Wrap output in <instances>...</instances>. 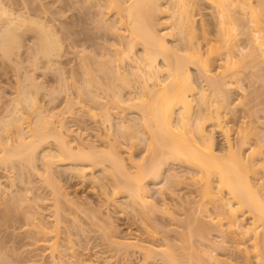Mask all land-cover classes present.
Here are the masks:
<instances>
[{"label":"bare ground","instance_id":"6f19581e","mask_svg":"<svg viewBox=\"0 0 264 264\" xmlns=\"http://www.w3.org/2000/svg\"><path fill=\"white\" fill-rule=\"evenodd\" d=\"M6 1L0 0V61H2L0 63H8L6 66L11 64L10 67L14 66L17 70L16 77L22 85H20L19 97H15L14 103L6 111L7 113L0 116V130L6 133L14 126L17 133L14 143L8 141L10 136L6 139L0 136V162L14 163L15 160L19 159V162L22 161L33 166L35 171L36 161L41 158L44 167L42 172L48 177L47 181L52 180H49L55 172L52 167L54 168V164L59 163L65 165L64 169L70 170L72 174L74 173L83 179L89 177L93 183L101 187L104 194L109 195L106 190V183L101 182L104 177H101L95 171L96 167L101 165L103 173L100 172L110 176L109 178L114 186L113 190L126 193V196L131 198L132 202H138L139 209L142 207L140 209L141 213H147V215L151 211L155 213L154 210L157 208L161 210V206L159 208L158 204H155L158 201L155 200V202L154 199L150 198L151 190L148 187L147 179L154 178L155 184L159 183L156 181L167 179V183L169 179L177 175V172L175 173L169 168V164L171 162L184 163L186 166L192 167L190 170L195 172L192 173V176L198 179L197 189L200 191L202 199L205 200H202L204 208L206 207L204 205L206 200L215 201L217 211L224 216L221 217V220L227 219V225L235 228L238 234L242 238L244 237L241 242L247 243V247L244 245L247 248H244L245 252L252 251L256 258L253 260L255 262L251 264H264V191L261 192L257 188L249 175V170L258 166L260 159L258 160L256 157L250 159L251 155L254 156L255 150L251 151V155L247 154L242 145L244 140L240 139L241 142L237 144V139H244L241 129L238 130L237 142L229 139L227 148L224 151V148L219 147L217 144L214 130L208 129L207 122V120L213 119L214 122H211V126L225 127L222 124L221 113H228L235 101L232 89L228 85L232 82L226 76L233 72L231 70L233 58L240 55L246 56L248 47L252 48L251 51H253V48H264V10H257L253 4L254 0H71L77 8H81V5L95 7L94 12L88 8L90 10L88 14L96 16L93 18H100L102 23L99 22V18L96 21L98 20L97 22L100 24L98 25L103 28V33L97 37H102L103 40L96 44L90 40L91 43H94L90 46L91 49L94 45L91 50H89L88 45L80 41L79 43V38L76 39V44L72 43L75 47L80 45L81 49L78 47L77 55L74 56L75 64L71 65L73 68L70 67L73 71L71 77L73 78V90L68 92L67 107L70 109L72 105L84 102L87 113L92 116H100L111 128L117 125L123 134L130 133L132 129L134 130L137 127L134 121L136 117L130 118L132 119L130 121L127 120L130 123L122 119L116 124L111 119L113 113H125V110L128 109L131 112L140 114L137 116L145 124L144 126L142 124L140 129L145 127L146 131L139 128L135 129L133 136L137 134L136 138H139V135L145 136L148 133V138L147 136L144 138L153 143L155 150L152 151L153 154L146 163L129 167L126 164L127 162H124L123 155L117 151L119 150L118 147L113 145V142H110L108 148H99L101 145L98 146L89 139L85 141L84 137L79 142L69 139L70 129H64V123L60 120V124H56L53 119L56 113L45 109L39 102L36 93L41 85L35 72H32L31 68V70L27 69L20 73V69L25 67V63L32 65L34 68L43 65L52 69L55 65L60 64L59 58L62 56L63 46L62 37L57 31L56 26L58 25L55 26L50 17L51 15L49 17L53 23L47 20L48 11L46 5L40 2L41 0H39L40 4L38 5L39 11L36 13L31 11L30 3L28 4L25 0H21L20 7L17 6L19 3L17 1L14 2V4L17 3V7H14L11 1L9 2L11 4ZM258 6L264 9L262 4L258 3ZM196 14L201 16L210 14V18L202 16L198 23L195 18ZM163 17L166 21H160ZM209 24L213 25V29L209 27ZM219 27L228 30L232 36L231 49L227 50L226 57H223L226 59L204 53V40H209L212 33L218 32ZM232 31L243 35L245 39L240 42ZM80 37L82 36L80 35ZM232 39H234L233 42ZM98 40L100 39L98 38ZM72 41L74 42V40ZM235 46L237 48L234 49ZM220 61L224 62L219 65L218 62ZM215 62H217V65L213 66ZM192 67L195 68V75L192 72ZM220 68H223V70H220ZM60 73L62 74V71L59 69L58 79L62 80L66 75L63 76ZM22 103L26 108L20 106V104L23 105ZM24 108L31 110L34 114L32 121L24 120L27 113ZM131 112L129 111V113ZM26 121L28 126H23ZM131 134L129 135L131 136ZM79 139L82 138L79 136ZM262 140H264V134L259 136V141ZM48 141L54 143V149L52 147H41ZM262 160L264 161V159ZM107 167H109V170ZM130 168L135 170L131 171ZM106 175L105 178H107ZM55 183V196H53V198L55 197L54 204L56 203L55 224L46 226L43 221L35 222L38 228L37 231L43 235V242L53 250H56L58 246L59 226L62 221L59 214L61 209L59 204H62L60 197L63 196L60 190L62 187H58L57 182ZM164 189L166 188L161 186L159 192L162 194L165 191ZM66 197L67 200L71 198L67 196V193ZM19 198L13 200L10 195L12 201H17ZM70 201L73 202L74 200ZM109 201L112 200L108 198L107 202ZM192 201L189 200V204L187 201L186 203L192 206L190 205ZM74 205L76 204L74 203ZM197 205L199 207V204ZM15 206L19 207L18 204ZM192 207L188 210L193 209ZM200 207L203 208L201 205ZM201 208L196 207L195 210L193 209L195 215L192 216L195 217L197 213H200ZM91 209L93 208L91 207ZM184 209L186 210V208ZM6 210L5 213H7ZM241 210L248 212L247 214L250 215L249 221L244 222L240 217L239 211ZM171 211H165L167 216L169 217L170 214L173 219H178L174 214L175 212ZM1 212L4 213V211ZM71 212L73 213V211ZM97 212L90 213L97 214ZM2 214H0V217L2 216L3 219ZM102 216L108 218L107 215ZM109 216L111 215L109 214ZM106 218L105 221H100L107 222L106 227L114 223L113 220V223L109 222V219L106 221ZM4 221L6 220L4 219ZM187 221L191 222V219L186 220V224L189 223ZM193 221L192 223L196 225L197 222L194 223L195 221ZM220 221L217 223H220ZM200 222L198 221L197 226L202 223ZM179 223L180 226L185 224ZM189 225H187L188 227L183 225L189 228L187 230L189 232L185 231L184 234L189 236L188 239L183 236L179 237L180 234L178 235L181 240L184 238L185 245L182 246H186L185 249L183 247L185 251L189 246L187 242H191V238L195 234L193 231L197 230L198 233L200 231L197 226L191 227L190 223ZM219 225L223 226L224 223ZM112 227L115 228L114 225ZM203 227L200 228V232H202ZM187 228L184 227V230ZM110 231L112 230L110 229ZM175 231V235H177L179 232L176 228ZM201 235L200 233L198 236ZM206 235L204 236L206 237ZM205 237L201 241L203 239L207 240V237ZM194 240L192 239V241ZM204 240L200 244L201 247L204 246L207 250L210 243L208 244ZM113 241L124 249L129 247L130 249L131 247L136 249L135 245H138L139 249L137 248V250H144L142 257L140 256L141 263L139 264H200V262L206 264L205 261H209L207 264H211L217 260V257L212 254L208 256V251L206 254L205 250L201 251L202 254L204 253L202 255L198 249L199 243L198 246L196 244L194 246H196L197 252L201 254V258H204H202L203 262L198 257L200 254H196L197 260L194 257L197 253L196 250L195 253H191L194 256L190 255L189 252L188 256L186 252V254L184 253L186 259H183V253L182 257H179L180 253H175L176 247L174 248V245L169 240L165 241V239L163 241L169 242L165 247L172 245V248L163 247L164 249L160 248V251L156 250L159 246L156 245V247L153 243L142 245L124 240ZM190 246H193V242ZM194 246L191 248L194 249ZM177 247L179 248V246ZM184 250L181 249V252H184ZM248 253L245 258L249 255ZM252 253L248 258L252 256ZM156 255L161 256V259L158 256L160 262L156 259ZM193 258H195V261ZM248 258L244 259L242 263L246 264L249 263L247 261H252L251 258L250 260Z\"/></svg>","mask_w":264,"mask_h":264},{"label":"rangeland","instance_id":"374dc122","mask_svg":"<svg viewBox=\"0 0 264 264\" xmlns=\"http://www.w3.org/2000/svg\"><path fill=\"white\" fill-rule=\"evenodd\" d=\"M10 1L12 2V5L14 7H20L21 0ZM10 1L6 2H8V4H11L9 3ZM15 1H17V3L19 2L17 6V3L14 4ZM25 1L28 4L30 3L29 7L32 9L31 11L35 13L39 11L38 5L40 4V2L46 5L47 11L49 13H47L46 15L47 20H50L52 23L54 21L55 26L58 25L56 26V29L57 31H59L63 41L61 56L62 58H59L61 65L57 64L53 69L43 65L34 68L32 65L25 63V67H23V69H20V73L26 71L27 69L31 70V68V71L35 72L37 80L41 85V88H38L39 90L37 89L38 92L36 93L38 95L39 102L44 106L45 109L52 110L56 113L53 116L56 124H58L60 120L64 123V129H70V135H68L69 139L79 142L83 140L84 137L85 141L89 139L90 141L92 140L91 142L97 144L98 146L101 145L99 148H108L110 142H113V145H116L119 149L116 150L123 155L124 162H127L126 164H128L129 167L132 165V167H134L137 164L140 165L142 163H146L149 157L152 156L151 154H153L155 149L153 143H150L147 139L148 133L145 136H142V134L139 135V138H136L137 134L133 136L135 129H140L142 124L143 126L145 125L143 123V120H141L140 117L137 116L140 114H138L137 112H131V110L128 109L125 110V113L122 112L123 114L118 113L120 115L115 114V112L113 113L111 119L112 122L116 124L117 122H119V120L123 119L126 121H130L136 117L134 119L136 124L134 123V121L133 123L137 125V127H133L135 129H132V132H130V130V133L123 134L121 133L117 125L111 128L106 122L102 120L100 116H92L87 113V108L84 102L74 104L70 109L69 107H67L66 99L68 96V92L73 90V78H71L73 75V71H71V68H73V66L71 65L75 64L74 56L77 55V51L81 47L80 45H78L79 48L75 47L73 44H76L75 41H77L76 39L79 38L78 42L80 41L81 43L88 45L89 50H91L92 48H94V45H92L93 47L90 49L91 44H96L97 42H102L103 40L102 37V39L100 37H97L99 36V34L103 33V28H100V24L97 22L98 20L96 21V19H98L99 17L97 16L98 18H93L95 15L93 16V14H88V11L90 12L89 9L94 12L95 7H91L90 5H81V8L79 6V8H77V6L75 7L72 4L73 2H71V0H41L40 2L39 0ZM253 2L257 10H264L258 6L259 3L264 7V0L263 2L262 0H254ZM34 9L35 11H33ZM88 15L91 16L89 17ZM42 16L44 15L42 14ZM202 16L210 18V14ZM202 16L199 14L195 15L198 23L202 19ZM163 18H161L160 21H166L165 18ZM99 22H101V20ZM209 27L213 29L212 24H209ZM77 29L81 32H79ZM75 30H77L79 34ZM232 33L236 35V39L240 42L245 39L243 35L237 32L232 31ZM80 35L82 37H80ZM90 37L92 39H89ZM231 37L232 36L230 35V32L228 30H224L219 27L217 33H212L211 38L213 39L210 38L211 40H204V53L213 57H226V51L231 49ZM98 38L100 40H98ZM72 40H74V42ZM90 40L92 42L94 41V43H91ZM233 40L234 39H232V42ZM88 41L90 42V44ZM235 48L237 47L235 46L234 49ZM251 49L252 48L248 47L246 56H236L235 58H233V61H231V70L233 72L226 76V78L228 80L230 79V82H232V84L228 83V85L232 89V95L234 96L235 101L233 102V106L228 113H221L222 124L225 125V127L220 128L218 126H211V122H214L213 119L207 120V122L209 125L208 129L214 130L217 144L219 145V147L221 146L222 148H224V151L227 148L228 140L233 139L234 141H236L238 130H242L241 132L242 134H244V139H237V144L241 142L240 139L244 140L242 145L247 154H250L252 150H255L254 156L250 154V159H255L254 157L258 158V160L260 159L258 166L249 170V175L252 177V180L256 184L257 188L261 192H263L264 161L262 159H264V140L259 141V136L264 134V48H253V51H251ZM222 62L224 61H220L218 62V64L221 65ZM7 64L0 63V67L3 65V67H1L0 69V116L5 115L7 113L6 111L13 105L15 97H19V90L21 89L20 85H22L16 77L17 70L15 69V67H10L11 64L8 65V67L6 66ZM214 65H217V62H215L213 66ZM59 69L62 71V74L60 73L61 75H66L62 80L58 79ZM191 69L193 74L195 75V68L192 67ZM220 70H223V68H220ZM49 94L51 96L54 95L52 96V100ZM20 106L22 108H26L24 104H20ZM25 108L24 110H27V113L25 112L26 117L24 118V120L32 121L34 118V114L31 112V110L29 111ZM129 111L131 113H129ZM27 121L24 122L23 126H28ZM142 128L143 129L140 130L146 131L145 127ZM16 134V128L14 126L11 127L6 133L0 130L1 137H4L6 139V137L10 136V140H8L9 142H13L15 140ZM129 134H131V136ZM79 136L82 139H79ZM146 136L147 138H144ZM41 147H52L54 149V143L52 141H48ZM40 159L36 161V167L39 171L36 169V167H34V171L33 166H30L29 164L22 161L19 162V159H17V161L15 160L17 163L15 161L14 163L0 162V207H2L1 211H4L3 214L0 211V214L3 215V219L2 216L0 217V264H139L141 263V257L144 250H137V248L139 247L138 245H135L136 249L133 247H131V249L130 247L124 249L123 247H119L118 245H116L113 240H124L132 243L137 242L136 244L142 245L153 243V245L159 246H156L157 248H159H156L157 251H160V248L162 249L170 242L174 245V248L176 247L177 252L175 251V253H180L178 256L182 257V255L184 253L186 254V252L187 254L189 252L190 255H192L191 253L195 250V252H197L198 250L196 246H194V244L198 246V243H202L204 239L202 241L201 239L205 237L204 235L206 234L207 238H205L207 240L204 241L208 242V244L210 243L209 248H212L209 249L207 247L208 249L206 250L205 247H201L200 244L198 249L199 252L205 250L206 254L208 251V256L212 254L214 255V257H217V260H215V262L211 261V264H243L242 262H244V259H247L248 256L252 253V251H246L247 253L249 252V255H247V257L245 258L247 253L245 252L244 248L247 247V243L241 242L244 237L242 238L235 228L227 225V219L221 220V217L224 216L222 214H219V211H217L215 201L206 200V203L204 204L206 207L204 208L202 201L204 199H202V197L200 196V191L197 189V185L199 184L197 182L198 179L192 176V173L195 172L190 170L192 167L190 168L184 163L171 162L169 164V168H171L173 172H177V175L176 177H172L171 179H169V182L167 183V179L156 181L159 182L157 184H155L154 178L150 177L147 179L148 187L151 190L150 194H153L152 196L150 195V198L152 200L154 199V201H158V203L155 204H158L159 208L161 206V210H158L157 208L156 210H154L155 213L151 211L148 212L147 215V213H141L140 209L142 207L140 206L141 208L139 209L138 202H132V199L128 198V196H126V193H124L123 191L118 192L115 189L113 190V182L109 178L110 176L105 174L107 176V178H105V175L102 174L103 171L101 170V165H98L99 167H96L95 171H97L96 173L100 174L101 177H104L102 178L104 180L101 179V182L104 181V183H106V185L108 186H106V190L109 195L104 194L101 187L93 183L89 177L83 179L82 177H79L74 173L72 174L70 170L64 169V167H66L65 165L59 163L54 164V168L52 167V169L56 173L53 172L54 178L51 177L49 179L57 181H47L48 177L45 175V173L42 172L44 167L42 160ZM107 169L109 170V167H107ZM132 169L133 170H131L130 168L131 171L135 170L134 168ZM36 171L38 172V174ZM109 181L110 183L108 184ZM55 182H57L58 187H62L60 190L63 196L60 195L62 197H60L62 204L59 202L61 204H59V206L61 207L59 214L62 221L59 226L60 228L58 246L56 250H53L43 242V235L42 233L37 231L38 228L36 227L35 222L43 221L46 226H53L55 224L56 203L54 204L55 197L53 198V196H55ZM2 184L3 186H1ZM58 184H60L61 186H59ZM161 186L166 188L164 189L165 191H161L162 194L159 192V188ZM63 189L65 192L63 191ZM66 193L68 197L72 198H69L70 200H74L73 202L67 200L68 198L66 197ZM10 195L13 200L20 197L19 200L22 203H20L21 206L19 204L20 201L18 199V202L12 201L10 199ZM108 198H110L112 201L107 202ZM5 199L7 200L5 201ZM189 200H193L190 204L193 207L188 205ZM66 201H68L69 203H67ZM186 201L188 202V204L186 203ZM12 202L15 204H13ZM164 202L165 204L168 202L166 206L165 204H163ZM201 202L202 204H200ZM74 203L76 205H74ZM16 204L19 205L18 208L17 206H15ZM135 204L137 205L135 206ZM197 204H199V207ZM200 205L203 208H201ZM163 206H165L166 208ZM91 207L95 210L91 209ZM191 207L194 210L196 209V207L202 209L200 213H197V218L196 216H192L195 215L193 213V209L188 210ZM15 208L18 209V212L17 209L15 210ZM182 208H186V210H183ZM5 209H7V213H5ZM169 209L172 210L171 212H175L174 214L178 219H173L170 214L169 217L167 216V213L165 211L170 212ZM71 211H73V213ZM93 211H101L99 212L101 214H99L98 212L97 214L90 213ZM162 211L164 213H161ZM108 213L112 216V218ZM239 213L244 222L250 220V215L247 214L248 212L241 210L239 211ZM102 215H107L108 218ZM7 216L9 217L7 218ZM184 217H187L186 220L191 219V222L187 221L191 224V227H196L198 221H201L202 223H200L202 224V226H204L202 229L203 233L200 232V228L202 227L200 226L201 224L199 225L200 227L197 226L198 230H200L199 233L196 232V228L193 227L196 230L193 231L195 234L193 238H191L194 249L191 248L193 246H190L191 242L188 243L187 240V245H189L190 247L187 246L189 249L187 248L188 250L186 249V251L184 250L186 246L182 245H185V241L183 239H188L187 237H189L184 234L185 231L189 230V228L187 227L190 225L189 223L186 224V220ZM105 218L106 221H108L109 219V222H114L113 224H108H110L111 226L114 225L115 228H111L110 225H107L108 227H106L105 225L107 224V222H100L105 221ZM180 218L183 219L181 220ZM4 219L6 221H4ZM92 219H94V221H92ZM193 219L195 222L193 221ZM192 221L194 223L197 222L196 225H194ZM218 221H220L221 224L224 223V225H219L220 223H217ZM179 222H181V224L185 223L183 225L188 226H180ZM184 227L187 229L184 230ZM165 228L169 229L166 230ZM175 228L177 229V232H179L177 235H175ZM110 229L112 231H110ZM101 230H104V232H102ZM200 233L202 234L201 236H203L202 238H200L201 236H198ZM178 235L179 237H184L182 238V244V240L178 237ZM164 239L165 241L169 240V242L163 241ZM192 239L194 241H192ZM180 245L182 251L184 250V252H181ZM244 245H246V247ZM171 246L166 247L172 248ZM177 246H179V248ZM133 251L135 252L133 253ZM172 251L174 252V249ZM199 252L195 253V256H192L196 258V254L199 255ZM139 253L141 254L139 255ZM158 254L160 255L161 253ZM185 254L183 255V259H186ZM201 254L198 256L201 259L200 261L204 259L203 257V259L201 258ZM159 255H156V259H158V261L160 262L161 256ZM158 256L160 257V259ZM253 257L254 255L252 253V256L248 258V260H250L251 258L252 261H246L250 264L252 262H255L253 260H255L256 258ZM195 258H193V260ZM205 262L209 263V261ZM200 264L202 263L200 262Z\"/></svg>","mask_w":264,"mask_h":264}]
</instances>
